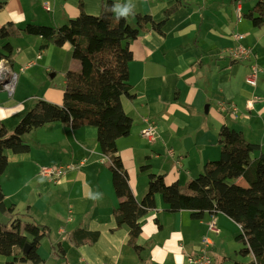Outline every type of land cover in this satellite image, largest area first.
Masks as SVG:
<instances>
[{"label":"crops","instance_id":"obj_1","mask_svg":"<svg viewBox=\"0 0 264 264\" xmlns=\"http://www.w3.org/2000/svg\"><path fill=\"white\" fill-rule=\"evenodd\" d=\"M104 1L7 0L0 11V28L8 23L22 27L28 22L59 26L79 16L81 8L100 14ZM113 1L115 5L128 2ZM241 2L180 0L163 26L164 34L149 24L130 40L133 97L123 96L122 103L133 118V127L128 136L118 139L117 145L139 201L147 192L150 173L164 174L169 184L185 185L202 172L208 161L218 159L219 133L224 124L260 146L251 153L253 160L264 151V26H253L245 17L253 4L245 7ZM132 3L133 14L148 13L160 21L176 0ZM133 14L128 16L132 24ZM237 33L244 34V38L237 40ZM8 41L14 47L8 63L17 78L12 94L6 88L0 89V119L12 131L38 100L62 104L64 99L65 80L61 86L45 80L35 92L27 86L26 76L18 79V70L25 71L40 62L42 74L51 72L50 76L55 77L69 69L79 70L81 65L73 58L69 43L62 47L50 44L41 50L40 36L21 31L0 39V49ZM240 42L252 49L249 60L234 61L229 56L228 49ZM253 63L259 67L257 86L247 81ZM222 103L234 104L236 110L233 113L230 106L223 109ZM144 117L154 123L157 132L152 142L141 136L147 124ZM24 138L30 150L7 151L9 164L1 182L5 203L14 206L15 214L50 228V236L41 240L40 253L49 241L56 256L46 264L62 262L56 251L58 243L65 250L68 264H188V257L204 247L205 239L210 240L208 251L214 264L252 259L251 254L240 255L242 244L236 236L242 232L241 225L226 214L205 211L202 218L194 219L190 210L170 212L160 194L156 195V207L141 219L138 242L143 250L139 256L129 245V228L118 227L116 222L114 209L121 199L113 187L110 160L99 147L98 128L87 125L72 129L62 122H51ZM169 148L182 156L180 163L168 154ZM51 164L72 167L54 182L41 174V168ZM147 164L149 169H141ZM232 182L247 186L243 177ZM12 216L2 213L0 222L8 223ZM213 220L218 231L209 228ZM76 229L98 231L99 239L75 246L72 233ZM6 261L7 257L0 254V264Z\"/></svg>","mask_w":264,"mask_h":264},{"label":"trees","instance_id":"obj_2","mask_svg":"<svg viewBox=\"0 0 264 264\" xmlns=\"http://www.w3.org/2000/svg\"><path fill=\"white\" fill-rule=\"evenodd\" d=\"M7 0H0V11ZM180 0L157 21L151 14L135 12L132 24L128 17L117 18L112 9L113 0H105L100 14H90L81 8L79 16L59 26L28 22L22 27L8 23L0 28V39H8L24 31L40 36V49L50 44L62 47L69 43L72 56L80 62V69H69L64 74L65 88L62 104L40 99L28 110L11 131L0 119V212L13 214L8 223L0 222V254L7 257L5 264L29 262L41 264V240L50 235V228L34 219L22 220L14 206L5 203L1 178L7 169V151L28 152L30 144L24 136L51 122H62L72 129L94 125L98 128L100 150L109 160L116 195L121 199L114 215L118 227L129 228V245L140 256L143 247L138 240L142 232L141 219L156 207V195L163 197L170 212L190 210L194 219L205 211L224 213L241 225L236 240L242 244L241 256L252 255L248 262L234 264H264V151L256 159L251 153L259 150L239 130L224 124L219 133L221 152L218 159L208 161L202 172L185 185L167 183L164 174H149L148 189L141 201L135 196L129 175L119 155L117 141L131 133L133 118L122 103V97L132 98L133 86L129 80V63L133 59L130 40L137 38L147 25L164 34L163 26ZM245 17L253 26H264V0H256ZM14 47L8 41L0 49V62L10 60ZM150 164L141 169L147 170ZM243 177L247 186L232 182ZM75 246L99 239L98 231L76 229L72 233ZM28 244V250L24 248ZM57 253L68 264L65 250L58 243ZM140 264H145L141 261Z\"/></svg>","mask_w":264,"mask_h":264},{"label":"built area","instance_id":"obj_3","mask_svg":"<svg viewBox=\"0 0 264 264\" xmlns=\"http://www.w3.org/2000/svg\"><path fill=\"white\" fill-rule=\"evenodd\" d=\"M47 10H50L48 5H45ZM237 16L239 19L242 17L241 7L237 9ZM237 40H242L244 38V34L237 33L235 35ZM228 54L234 61H245L249 60L252 57V49L244 46L241 42L228 49ZM258 72L259 67L257 63H253L251 66V70L249 75L247 76V81L252 86H257L258 83ZM17 75L13 73L12 69L9 67V63L7 59H3L0 62V89L6 88L10 94L14 92V82L16 81ZM222 108H226L230 106L234 110H236V106L234 104L222 103ZM144 121L147 123L146 126L142 129V136L149 141H152L156 138L157 132L154 127V123L151 122L147 117H144ZM168 154L177 159V163H180L182 156H176L175 151L172 148H169ZM83 163V162H82ZM72 166L70 165H53L44 167L41 170V174L48 177L51 181L59 182L60 178L66 175L67 169H70ZM209 228L213 231H218L216 228L215 220L209 223ZM210 244V240L205 239L204 247L200 249L198 253L190 255L188 257V264H214L213 259L208 251V245Z\"/></svg>","mask_w":264,"mask_h":264},{"label":"rangeland","instance_id":"obj_4","mask_svg":"<svg viewBox=\"0 0 264 264\" xmlns=\"http://www.w3.org/2000/svg\"><path fill=\"white\" fill-rule=\"evenodd\" d=\"M255 2H256V0H242V4H244L245 5V7L246 6H248L249 4H255ZM246 12V11H245ZM235 18H236V16H235ZM1 48V47H0ZM40 62H37L36 63V65H32L30 68H28L27 70H25V71H20V70H18V79H21L23 76L25 77L24 78V80H26L27 81V86L31 89V90H34L35 92H37L38 90H39V86L41 85V84H43V82L45 81V80H47L48 82H51V81H53L55 84H57V85H59V86H61L62 85V82H63V80H64V75L62 74V73H59V74H57L55 77H51L50 76V74H51V72H49V73H46V72H44V74H42V72H41V68H40ZM32 73V74H31ZM31 74V77L29 78V80H28V76ZM22 81H23V79H22ZM17 83V82H16ZM17 85V84H16ZM30 92H33V91H30ZM141 136H142V130H141ZM143 137V136H142ZM144 138V137H143ZM145 140H147V141H149L148 139H146V138H144ZM149 142H152V141H149ZM148 151H150V149L148 150ZM153 155H154V157H153V159H155L156 160V157H155V153H153V152H151ZM163 153V155L165 154L164 152H162ZM165 157H166V155H164ZM167 159H169V158H167ZM158 161H160V160H158ZM53 165H55V164H51V165H47V166H43L42 168H44V167H48V166H53ZM42 168H41V170H42ZM198 176V175H197ZM2 213L0 212V215H1ZM69 216H71V214H69L68 215V217ZM17 217H19L20 219H22V220H25L24 219V217H22L21 215L20 216H17ZM67 217V218H68ZM67 222H69L68 220H67ZM55 231H56V233L58 234V229H55ZM50 236V235H49ZM41 254H42V257H43V262H42V264H46L47 262H49L50 261V259L52 258V257H54V256H56L55 254H54V252H53V249H52V246H51V244H50V242L48 241L47 242V244H45L43 247H42V249H41ZM213 262H214V260H213ZM215 263V262H214ZM20 264H24V263H20ZM48 264H55V263H52V262H50V263H48Z\"/></svg>","mask_w":264,"mask_h":264},{"label":"clouds","instance_id":"obj_5","mask_svg":"<svg viewBox=\"0 0 264 264\" xmlns=\"http://www.w3.org/2000/svg\"><path fill=\"white\" fill-rule=\"evenodd\" d=\"M134 8L135 5L132 3V0H128L126 4L117 3L112 11L115 13L117 18H126L133 14Z\"/></svg>","mask_w":264,"mask_h":264},{"label":"water","instance_id":"obj_6","mask_svg":"<svg viewBox=\"0 0 264 264\" xmlns=\"http://www.w3.org/2000/svg\"><path fill=\"white\" fill-rule=\"evenodd\" d=\"M24 250H25V251H27V250H28V244L25 246Z\"/></svg>","mask_w":264,"mask_h":264}]
</instances>
